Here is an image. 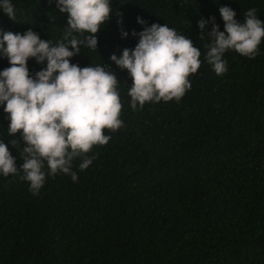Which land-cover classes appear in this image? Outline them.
Masks as SVG:
<instances>
[{"label":"trees","instance_id":"1","mask_svg":"<svg viewBox=\"0 0 264 264\" xmlns=\"http://www.w3.org/2000/svg\"><path fill=\"white\" fill-rule=\"evenodd\" d=\"M11 2L16 19L0 9V38L31 28L53 45L63 39L68 15L57 0ZM109 3L96 50L81 45L70 61L115 74L123 126L104 129L110 139L93 146L87 169L79 168L82 157L73 160L76 182L59 172L33 195L19 168L26 143L20 132L8 133L9 114L0 105V140L18 167L15 175L0 173V264H264V38L254 58L226 51L228 71L217 75L206 59L211 38L200 39L197 23L208 20L210 32L215 17L223 31L221 6L241 23L251 8L264 21V0ZM153 23L190 38L201 65L179 102L133 109L132 77L110 56L134 49L138 33ZM10 66L0 56V71ZM27 66L34 77L47 60L29 58Z\"/></svg>","mask_w":264,"mask_h":264},{"label":"clouds","instance_id":"2","mask_svg":"<svg viewBox=\"0 0 264 264\" xmlns=\"http://www.w3.org/2000/svg\"><path fill=\"white\" fill-rule=\"evenodd\" d=\"M57 7L68 15L59 43L53 45L41 39L31 28L23 34L3 32L0 38V56L6 57L11 65L0 71V105L9 114L8 133L20 132L26 143L19 168L23 170L21 179L30 183L33 195H38L47 176L54 177L59 172L70 175L76 182L78 175L72 170L73 160L82 157L79 168L87 169L95 159L87 155L93 146L105 145L110 139L104 129L114 132L123 126L115 74L102 65L80 67L70 61L80 53L81 45L96 50L95 34L112 12L109 0H57ZM0 9L16 19L11 0H0ZM256 11L249 9L241 23L232 8L221 6L223 31L215 23V17L210 18V32L205 31L208 20L202 18L197 22L200 39L205 33L211 38L206 59L217 75L228 71L223 59L226 51L234 50L249 58L257 55L264 38V21L257 17ZM137 22L145 23L139 17ZM132 34L137 35L135 31ZM127 35L122 31V37ZM138 35L134 49L125 48L121 56H110L132 77L128 92L131 107L161 100L179 102L192 87L189 76L201 65L200 49L167 24L153 23ZM29 58H35L37 63L47 60V67L33 77L27 66ZM10 143L17 146L19 141ZM17 172L15 157L0 140V173L8 176Z\"/></svg>","mask_w":264,"mask_h":264}]
</instances>
